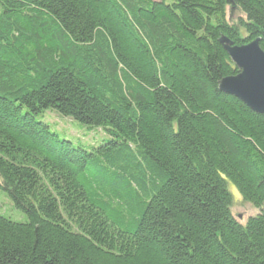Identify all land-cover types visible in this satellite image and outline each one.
Masks as SVG:
<instances>
[{
	"label": "trees",
	"instance_id": "obj_1",
	"mask_svg": "<svg viewBox=\"0 0 264 264\" xmlns=\"http://www.w3.org/2000/svg\"><path fill=\"white\" fill-rule=\"evenodd\" d=\"M223 35L264 50V0H0V264H264V113L220 90Z\"/></svg>",
	"mask_w": 264,
	"mask_h": 264
},
{
	"label": "rangeland",
	"instance_id": "obj_2",
	"mask_svg": "<svg viewBox=\"0 0 264 264\" xmlns=\"http://www.w3.org/2000/svg\"><path fill=\"white\" fill-rule=\"evenodd\" d=\"M241 17L245 18V14L239 8L228 7L227 18L230 22H236ZM39 118L48 123L51 130L57 132L60 137L70 139L75 144L90 147L91 145H98L111 138L104 127L88 125L70 116H63L53 108L45 110ZM229 189L233 197L232 213L235 218L245 225L249 217L260 213V209L245 201L238 188L232 183H230ZM0 207H2V210L6 207L3 213L13 219H17V216L12 214H15L14 210L18 213V210L8 196H0Z\"/></svg>",
	"mask_w": 264,
	"mask_h": 264
},
{
	"label": "water",
	"instance_id": "obj_3",
	"mask_svg": "<svg viewBox=\"0 0 264 264\" xmlns=\"http://www.w3.org/2000/svg\"><path fill=\"white\" fill-rule=\"evenodd\" d=\"M260 37L237 45L223 35L219 41L239 69L236 75L224 77L220 90L232 94L256 112L264 113V50Z\"/></svg>",
	"mask_w": 264,
	"mask_h": 264
}]
</instances>
